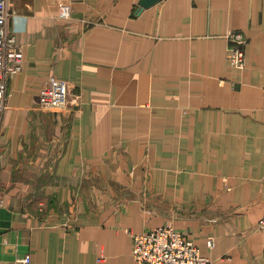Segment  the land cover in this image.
<instances>
[{
	"label": "crops",
	"instance_id": "obj_1",
	"mask_svg": "<svg viewBox=\"0 0 264 264\" xmlns=\"http://www.w3.org/2000/svg\"><path fill=\"white\" fill-rule=\"evenodd\" d=\"M139 1L7 0L23 60L0 119V264H137L132 235L163 226L209 264H264V0ZM51 75L58 110L38 104Z\"/></svg>",
	"mask_w": 264,
	"mask_h": 264
},
{
	"label": "built area",
	"instance_id": "obj_2",
	"mask_svg": "<svg viewBox=\"0 0 264 264\" xmlns=\"http://www.w3.org/2000/svg\"><path fill=\"white\" fill-rule=\"evenodd\" d=\"M71 6H59L58 17L70 16ZM11 12L7 0H0V119L6 109L8 99V80L22 67L23 54L16 45V40L9 32ZM227 41V63L230 67L242 70L245 67L246 37L239 30H231L225 35ZM69 88L67 83L49 76L41 88L38 103L44 110H54L67 104ZM2 201L0 200V205ZM257 228L264 230V215L258 221ZM209 246H214L211 238ZM131 255L137 264H209V259L202 255L198 247L184 234L172 226L132 235ZM29 256L23 261L28 262Z\"/></svg>",
	"mask_w": 264,
	"mask_h": 264
},
{
	"label": "water",
	"instance_id": "obj_3",
	"mask_svg": "<svg viewBox=\"0 0 264 264\" xmlns=\"http://www.w3.org/2000/svg\"><path fill=\"white\" fill-rule=\"evenodd\" d=\"M158 1L160 0H140L138 12H141L144 8H147Z\"/></svg>",
	"mask_w": 264,
	"mask_h": 264
},
{
	"label": "rangeland",
	"instance_id": "obj_4",
	"mask_svg": "<svg viewBox=\"0 0 264 264\" xmlns=\"http://www.w3.org/2000/svg\"><path fill=\"white\" fill-rule=\"evenodd\" d=\"M70 15H71V13H70ZM69 17H70V16H69ZM69 17H68V18H69ZM66 19H67V18H66ZM69 97H70V93H69V96H68V101H67V104H66V105H68V104H69V101H70V100H69ZM38 104H39V103H38ZM66 105H65V106H66ZM65 106H64V107H65ZM60 108H63V107H60ZM60 108H56V110H58V109H60Z\"/></svg>",
	"mask_w": 264,
	"mask_h": 264
}]
</instances>
